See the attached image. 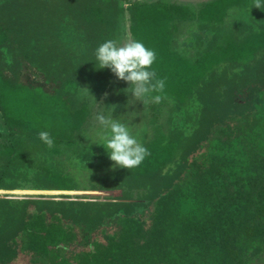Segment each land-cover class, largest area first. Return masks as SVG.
I'll return each mask as SVG.
<instances>
[{
	"label": "trees",
	"instance_id": "16d2710c",
	"mask_svg": "<svg viewBox=\"0 0 264 264\" xmlns=\"http://www.w3.org/2000/svg\"><path fill=\"white\" fill-rule=\"evenodd\" d=\"M190 20L193 57L175 46ZM128 35L155 51L169 113L151 136L133 131L148 136L138 167L83 186L73 166L99 156L77 136L86 94L130 86L95 67V49ZM0 134V264H264V10L253 0H0ZM28 183L89 192L8 193Z\"/></svg>",
	"mask_w": 264,
	"mask_h": 264
},
{
	"label": "clouds",
	"instance_id": "9594fccd",
	"mask_svg": "<svg viewBox=\"0 0 264 264\" xmlns=\"http://www.w3.org/2000/svg\"><path fill=\"white\" fill-rule=\"evenodd\" d=\"M253 7L264 10V0H253ZM155 60V51L141 40H128L119 45L108 39L95 49V67L109 68L117 79L129 82L126 92H131L132 98L144 105L149 101L159 104L166 87L165 80L152 68ZM113 110L108 114L96 113L100 135L96 142L104 146L109 159L114 162L113 167H138L150 155L149 149L138 141L137 134H133L126 122L113 116ZM37 135L47 147L53 146L54 137L48 130H41Z\"/></svg>",
	"mask_w": 264,
	"mask_h": 264
},
{
	"label": "rangeland",
	"instance_id": "374dc122",
	"mask_svg": "<svg viewBox=\"0 0 264 264\" xmlns=\"http://www.w3.org/2000/svg\"><path fill=\"white\" fill-rule=\"evenodd\" d=\"M181 3L186 4H192L194 7L199 8V4L206 0H177ZM196 21H180L178 22L179 30L176 33L177 41H176V48L187 55L188 57H193L194 52L196 50V46H194L193 43L191 45L186 44L185 41L189 40L191 37V33L197 31L198 27L196 26ZM197 27V28H195ZM190 34V35H189ZM188 36V37H187ZM128 40H133L132 36H124L119 40L117 43L119 45H123ZM188 43V42H187ZM84 88V86H83ZM87 99L89 100L90 108H91V115L89 117L88 122L83 127V130L78 133V139L80 140L82 145H86V147H95L94 149L98 153V157H92L89 161L88 167H85L77 161L73 169H75V173L77 175L78 180L81 182V185L87 186L90 184V182H98L99 179L105 175L108 172L114 171L116 169H119L121 167L116 166L113 167L114 164L113 161H111L108 157L107 151L104 148L103 145L99 144L96 141L100 140V135L98 133L99 125L98 122L95 119L97 112H104L105 114H108L111 112V110L114 108L113 113L117 112V115H113L115 118L120 119L123 122H126L129 126H132L130 129L132 132L136 129L142 128L144 125L146 128H148V131H146L147 135L153 134L154 130L152 129L154 125H161L159 128H162L165 126L166 119L169 113V107H170V101L167 98H162L159 105L162 107L163 113L159 115V119L154 123L152 121V109L153 105L155 103L148 102L146 105L143 104L142 101L137 100L135 101L134 98H132V93L128 92L127 94H121L112 84V86L102 93L101 96L93 95V94H86ZM95 97V98H94ZM97 101H96V100ZM165 100V101H164ZM111 104H114L113 107H111ZM159 106V107H160ZM151 120L154 124H148L145 122V120ZM137 139L139 142L143 143V140H145L148 136L145 135L143 132L136 133ZM151 136V135H150ZM5 143V139L0 134V149L3 148V145ZM66 163V162H65ZM99 164H101L99 167H97ZM111 170V171H110ZM89 192L88 189H82L76 190L74 192L70 191H57V190H51V191H39L36 189H33L32 184L28 183L25 184V186L22 189L16 190V191H10L8 193L14 194L13 196L20 197L24 195H35L40 193L48 194L49 196L56 197L57 195H61L63 193H71L74 196H85ZM117 191H107L103 194H115ZM58 198V197H56Z\"/></svg>",
	"mask_w": 264,
	"mask_h": 264
}]
</instances>
